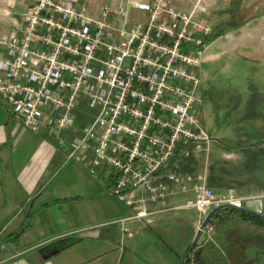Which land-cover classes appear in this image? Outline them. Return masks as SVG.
I'll use <instances>...</instances> for the list:
<instances>
[{
	"label": "built area",
	"instance_id": "1",
	"mask_svg": "<svg viewBox=\"0 0 264 264\" xmlns=\"http://www.w3.org/2000/svg\"><path fill=\"white\" fill-rule=\"evenodd\" d=\"M133 10L147 13L144 23L130 21ZM179 11L175 0L131 1L103 8L101 17L71 1L35 0L24 14L25 25L0 57V95L25 128L39 132L45 123L55 134L74 129L75 110L86 100L94 111L82 134L59 139L69 157L86 161L93 176L106 170L110 194L133 208L141 220L167 210L195 209L203 219L215 207L245 208L257 200L264 214V194L238 196L233 189L218 195L208 168L181 171L191 149L210 151L211 136L200 122L203 104L199 69L213 27ZM92 154V157H88ZM191 187L195 198L168 207L167 199ZM142 189L148 197H137ZM165 207L151 211L147 202ZM129 236L134 230L124 227ZM214 230L209 224L203 233Z\"/></svg>",
	"mask_w": 264,
	"mask_h": 264
},
{
	"label": "crops",
	"instance_id": "2",
	"mask_svg": "<svg viewBox=\"0 0 264 264\" xmlns=\"http://www.w3.org/2000/svg\"><path fill=\"white\" fill-rule=\"evenodd\" d=\"M34 1L0 0V57L6 54L11 38L21 34L24 14ZM59 1H71L86 14L101 17L106 6L126 7L131 1L153 0ZM247 1L224 0L226 10L217 12L222 13V22L217 24L208 48L222 41L232 50L260 47V40L264 41V0L256 5ZM221 4V0H175L179 11L195 10L196 19L210 25L211 14L220 10ZM132 14L131 23L146 21V12L133 10ZM227 24L231 28L223 29ZM221 52L224 50L207 54L206 61ZM75 128L57 135L45 123L39 132H33L12 113L8 97L0 95V264H182L199 227L198 211L194 209L190 215L180 212L182 209L167 210L123 224L120 220L131 216L133 208L110 194L106 170L93 176L86 161L70 158V150L59 145L60 138L71 141L81 135ZM190 163H182L183 173L196 175L203 170L190 168ZM217 163L213 166L218 167ZM212 175V187L218 195L231 189L236 193L235 187L223 183L215 171ZM245 192L236 194L261 195L264 185ZM135 195L148 197L142 189ZM182 204L170 196L166 206ZM146 205L151 211L165 207L150 201ZM257 205L258 201L252 200L245 208L255 210ZM211 224L213 232L203 233L187 264H264V220L226 208L214 215ZM125 225L134 230L133 236L125 232Z\"/></svg>",
	"mask_w": 264,
	"mask_h": 264
},
{
	"label": "rangeland",
	"instance_id": "3",
	"mask_svg": "<svg viewBox=\"0 0 264 264\" xmlns=\"http://www.w3.org/2000/svg\"><path fill=\"white\" fill-rule=\"evenodd\" d=\"M221 1V9L211 14L214 30L211 38L216 34L217 24L222 22V13L217 12L226 10L224 0ZM258 1L248 0L247 4L256 5ZM224 20L232 21V18L224 17ZM229 28V24L223 26L225 30ZM223 43H214L205 51L198 71L204 100L197 109L202 126L212 138L209 155L207 157L204 150L190 147L191 156L187 160L193 162L189 167L196 171L207 166L211 185L212 172L215 171L223 183L234 186L237 194H243L249 187L264 185V41L261 39L257 48L235 50ZM223 50L218 57L206 61L207 54ZM93 113L86 100L78 104L75 110L78 134H82ZM229 154L237 157H226ZM217 160L218 167H214ZM191 187L192 184L187 192L179 191L172 196L175 203L194 199ZM180 212L193 215L195 210L182 209ZM228 215L233 216L232 213ZM202 221L199 219L198 226Z\"/></svg>",
	"mask_w": 264,
	"mask_h": 264
},
{
	"label": "water",
	"instance_id": "4",
	"mask_svg": "<svg viewBox=\"0 0 264 264\" xmlns=\"http://www.w3.org/2000/svg\"><path fill=\"white\" fill-rule=\"evenodd\" d=\"M226 208L237 209V210L243 211V212H245L247 214H250V215H252V216H254L256 218H259L261 220H264V214L258 213L255 210H251V209H248V208H236L232 204H223V205H220V206H217V207L213 208L207 214V216L204 218V220L201 222V224H200V226H199V228H198V230L196 232V235H195V237L193 239V242L191 243V246H190L189 250L186 252V254L184 255V257L182 258V264H187L186 263L187 258L189 257V255L191 254V252L193 251V249L195 248V246L199 242L201 236L203 235L204 229L209 224H211L214 215L217 212H219L220 210H223V209H226Z\"/></svg>",
	"mask_w": 264,
	"mask_h": 264
},
{
	"label": "trees",
	"instance_id": "5",
	"mask_svg": "<svg viewBox=\"0 0 264 264\" xmlns=\"http://www.w3.org/2000/svg\"><path fill=\"white\" fill-rule=\"evenodd\" d=\"M214 178V176H211V179H213Z\"/></svg>",
	"mask_w": 264,
	"mask_h": 264
}]
</instances>
